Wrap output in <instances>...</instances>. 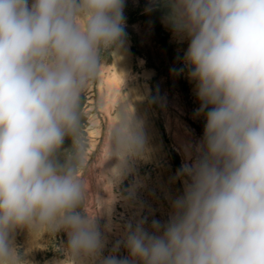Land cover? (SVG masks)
I'll return each mask as SVG.
<instances>
[{"label":"clouds","instance_id":"9594fccd","mask_svg":"<svg viewBox=\"0 0 264 264\" xmlns=\"http://www.w3.org/2000/svg\"><path fill=\"white\" fill-rule=\"evenodd\" d=\"M125 6L0 0V264H23L26 229L63 233L68 264H264V0H147L187 41L203 135L184 150L167 220L121 229L110 209L102 228L84 211L81 101L104 53L125 44ZM106 143L117 186L147 158L134 108L116 113Z\"/></svg>","mask_w":264,"mask_h":264},{"label":"rangeland","instance_id":"374dc122","mask_svg":"<svg viewBox=\"0 0 264 264\" xmlns=\"http://www.w3.org/2000/svg\"><path fill=\"white\" fill-rule=\"evenodd\" d=\"M147 0H126L125 44L117 52H106L97 77L89 84L81 101V133L85 141L81 175L87 196L84 211L101 215L103 228L110 209L114 225L139 218L165 221L170 201L182 193L175 179L184 160V150L203 135L204 118L197 117L200 103L194 82L187 76L183 57L187 41H179L161 22V13L146 14ZM184 69L183 71H180ZM143 122L147 158L130 162L132 173L115 186L114 161L108 155L106 133L125 109ZM67 146V144H66ZM135 185L130 200L128 190ZM120 229L108 234L109 245L119 238ZM63 233L24 230L16 237L23 264H68L61 249Z\"/></svg>","mask_w":264,"mask_h":264},{"label":"trees","instance_id":"16d2710c","mask_svg":"<svg viewBox=\"0 0 264 264\" xmlns=\"http://www.w3.org/2000/svg\"><path fill=\"white\" fill-rule=\"evenodd\" d=\"M154 13V12H153Z\"/></svg>","mask_w":264,"mask_h":264}]
</instances>
